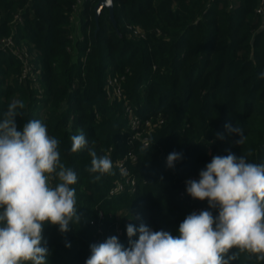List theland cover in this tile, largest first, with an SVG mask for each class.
Here are the masks:
<instances>
[{"label": "trees", "instance_id": "obj_1", "mask_svg": "<svg viewBox=\"0 0 264 264\" xmlns=\"http://www.w3.org/2000/svg\"><path fill=\"white\" fill-rule=\"evenodd\" d=\"M74 1L0 0V38L12 35L33 61L32 71L23 78V62L0 51V119L12 101H23L25 107L15 117L18 130L40 120L58 140L61 162L77 175L71 187L80 222H73L64 234L58 226H44L41 246L48 249L47 264H85L90 245L102 243L101 212L111 227L118 212L123 216L119 239L124 248L139 237V232L128 237L129 224L178 235L193 207L209 208L206 200L194 202L180 195L183 181L188 176L199 179L214 155L231 151L264 164L260 0H114L116 25L103 9L99 26L97 0H89L81 12L79 33L84 39L75 41L70 32L76 28L68 21ZM20 9L24 22L12 24ZM133 30L143 35L134 38ZM119 76L124 77L125 98L111 99L107 82ZM126 104L141 120L135 129ZM146 120L151 123L148 147L136 136ZM226 124L243 129V144L235 143L239 136L230 135ZM81 132L88 145L72 153L71 138ZM89 148L98 157L112 159V174L94 181L99 174L86 170L91 166ZM128 152L136 156L127 164L137 179L135 190L129 185L110 194L120 178L114 162ZM172 152L182 158L169 168ZM231 264L264 261L240 253Z\"/></svg>", "mask_w": 264, "mask_h": 264}, {"label": "clouds", "instance_id": "obj_2", "mask_svg": "<svg viewBox=\"0 0 264 264\" xmlns=\"http://www.w3.org/2000/svg\"><path fill=\"white\" fill-rule=\"evenodd\" d=\"M24 107L23 101L14 100L0 119V264H47L48 249L41 246L44 226H58L64 234L73 222H80L71 187L77 175L61 162L59 142L40 120H30L18 130L15 117ZM225 127L230 135L239 136L236 144L244 143L241 127ZM71 140L72 153L88 145L82 132ZM89 155L91 166L86 170L99 174L94 181L112 174L108 156L98 157L91 148ZM181 158V153H170L167 166L174 167ZM186 192L195 200H206L218 215L209 210L192 212L175 236L129 224L128 237L139 232L138 240H130L128 248L116 236L92 244L85 264H231L240 253L264 261V164L231 151L214 155L198 180L186 182Z\"/></svg>", "mask_w": 264, "mask_h": 264}, {"label": "built area", "instance_id": "obj_3", "mask_svg": "<svg viewBox=\"0 0 264 264\" xmlns=\"http://www.w3.org/2000/svg\"><path fill=\"white\" fill-rule=\"evenodd\" d=\"M89 0H75L74 3L71 6V10L68 14V21L69 24L71 25V27L73 28V26L76 28L75 31H71L70 32V37L75 41L77 39L79 40H83L84 39V35L79 33V28L81 25V12L86 4V2ZM90 1H95V0H90ZM98 1V0H97ZM33 2V0H28V4H31ZM262 14H263V18H264V0H260L259 1V9H258ZM25 20L24 15L22 13V9L18 10L15 14H14V18L12 20V24H16V23H23ZM143 35V33L139 30H133L132 36L134 38H140ZM0 51L5 52V53H13L15 54L20 61L23 62L24 65V71H23V78H25L30 71H32V66H33V61H32V57L29 54L27 48L25 46L20 47L18 44H16V42L14 41L12 35L11 36H6V37H2L0 38ZM32 78L34 80H36L35 76H32ZM123 76H119V77H113L110 78L107 82V90H108V96L111 99H123L125 98L124 95V89L122 87V80H123ZM126 111L129 114V118H130V126L132 129H135L139 124H141V120L138 118V116L135 115L134 111L132 110V108L129 105H125ZM151 129V123L146 120L143 123V131L142 132H138L136 134V136H141V142L142 145L144 147H148L149 146V137H148V133L150 132ZM135 138V136H134ZM128 155L130 156V161L131 160H135L136 156L133 152H128ZM175 166V163H174ZM122 167H125V165H123ZM198 180V177L196 176H188L187 178H185V180L183 181V186L182 189L180 191V195L181 196H185L187 195L186 192V182L188 180ZM135 190V188H133ZM122 191V190H120ZM198 210H202V208L200 207H193L192 211H198ZM152 230V226L149 227Z\"/></svg>", "mask_w": 264, "mask_h": 264}, {"label": "rangeland", "instance_id": "obj_4", "mask_svg": "<svg viewBox=\"0 0 264 264\" xmlns=\"http://www.w3.org/2000/svg\"><path fill=\"white\" fill-rule=\"evenodd\" d=\"M110 158V157H109ZM112 160V159H111ZM130 162V156L127 154H125L122 157H119L115 162H114V170H116V172H118L120 178L117 184L113 185L112 188L110 189V194L113 192L116 193H120V190H125L126 186H132V188H135V184L137 183V179L134 176V174L127 168V164ZM123 165H125V167H122ZM123 169V171H122ZM122 178V179H121ZM121 179V180H120ZM188 195V194H187ZM190 196V195H188ZM190 198L192 199V201H196L195 199H193L191 196ZM205 210H209L212 211V213H214V211L216 209H210V208H206ZM203 211V210H201ZM193 212V211H192ZM199 213L200 210L198 211H194ZM117 222L114 223V226H107L104 223V220L106 218V216L104 215V213H99V220H100V225L98 226V233H99V240H101L102 242H104L107 238L111 237V236H116L120 242V231L122 230V225H121V221H123V216L120 215V212L117 213ZM122 216V217H121ZM131 220V217H128L126 219V222H129ZM111 230L112 235H111ZM114 233H116L117 235H115Z\"/></svg>", "mask_w": 264, "mask_h": 264}, {"label": "water", "instance_id": "obj_5", "mask_svg": "<svg viewBox=\"0 0 264 264\" xmlns=\"http://www.w3.org/2000/svg\"><path fill=\"white\" fill-rule=\"evenodd\" d=\"M103 9H107L109 11V16L114 25H116L115 18V5L114 0H98L95 5V19L99 26V17Z\"/></svg>", "mask_w": 264, "mask_h": 264}]
</instances>
